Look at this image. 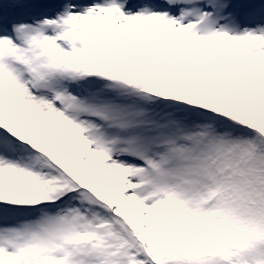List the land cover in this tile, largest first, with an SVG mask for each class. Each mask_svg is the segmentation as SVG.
I'll list each match as a JSON object with an SVG mask.
<instances>
[{"label": "snow or ice", "instance_id": "snow-or-ice-1", "mask_svg": "<svg viewBox=\"0 0 264 264\" xmlns=\"http://www.w3.org/2000/svg\"><path fill=\"white\" fill-rule=\"evenodd\" d=\"M0 264H264V0H0Z\"/></svg>", "mask_w": 264, "mask_h": 264}]
</instances>
